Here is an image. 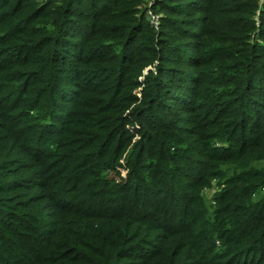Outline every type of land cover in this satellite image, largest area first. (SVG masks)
Returning a JSON list of instances; mask_svg holds the SVG:
<instances>
[{
	"label": "trees",
	"instance_id": "obj_1",
	"mask_svg": "<svg viewBox=\"0 0 264 264\" xmlns=\"http://www.w3.org/2000/svg\"><path fill=\"white\" fill-rule=\"evenodd\" d=\"M0 264H264V0H0Z\"/></svg>",
	"mask_w": 264,
	"mask_h": 264
},
{
	"label": "rangeland",
	"instance_id": "obj_2",
	"mask_svg": "<svg viewBox=\"0 0 264 264\" xmlns=\"http://www.w3.org/2000/svg\"><path fill=\"white\" fill-rule=\"evenodd\" d=\"M157 15L156 16L155 15L153 16V13H152V11L150 9L147 12L148 19L153 24V26L155 28L158 27V17H159V14H157ZM259 166H261V165L259 164ZM214 182L216 183L217 182V179H213L211 181V186H208L207 188H204L203 189V191H204L203 193H205L207 195V197H211L212 196V190H213V192L215 191V188L213 186L214 185Z\"/></svg>",
	"mask_w": 264,
	"mask_h": 264
}]
</instances>
